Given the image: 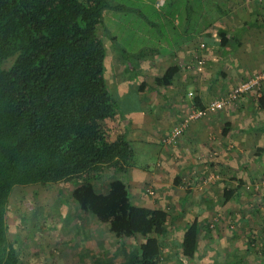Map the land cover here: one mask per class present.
Listing matches in <instances>:
<instances>
[{"label": "rangeland", "instance_id": "1", "mask_svg": "<svg viewBox=\"0 0 264 264\" xmlns=\"http://www.w3.org/2000/svg\"><path fill=\"white\" fill-rule=\"evenodd\" d=\"M86 1L87 3L94 2V0ZM112 1L123 8L109 7L103 11L98 34L103 37L107 49V83L111 93H115L120 114L124 115L127 113L126 111L130 109L136 111L135 109L138 108L137 88L133 89V85H128V83L142 79L153 84L152 88L146 90V95L149 98H152V95L158 97V101L163 107L160 108L158 103L157 105L165 113L167 112L169 115L174 112L175 107H178L177 93L171 92L172 87H169L165 80L158 79V77L162 78L168 68L167 63L158 61V66L152 73L153 67H149L145 63L142 68L141 62L149 58L152 59L156 55L154 53L156 51L161 53L168 51V47L173 45L172 42L179 39L178 32L183 30L185 19L189 21L187 26L190 30L194 29L195 21L198 19L202 26L213 19L212 31L218 37L220 28H226L233 33L244 22H262L264 15L262 8L264 0H164L165 4L163 3V6L158 9L156 4L161 0ZM257 8L259 9L258 13ZM174 36L177 38L175 39ZM202 37L201 34L200 38ZM200 38L193 44L194 50L190 51V58L188 57L190 63H185L183 68L188 69V72L193 73L192 76L196 77L195 88L201 86L203 90H208L211 97L207 104L229 94L236 86L251 77L264 73V27L252 26L247 29L236 52L229 49L223 57L219 51V48L222 47L219 43L207 42L206 46L201 49L199 45L203 39ZM141 53L142 55H140ZM202 54L205 58L203 63L192 62V59L197 60L196 56ZM171 61L169 64L172 65L179 62L176 59ZM260 62L262 63L259 64ZM219 65L223 68L237 69L238 74L229 73L231 77L219 76L217 81H214L216 68ZM240 66L247 69L245 78L233 79V76L239 77L241 74L238 69ZM142 69H148L146 70L147 76ZM155 76L156 78H154ZM219 80H224L225 88L219 89L221 86L218 84ZM262 86H264V81L260 87L257 86L247 91H256L254 101L258 100L259 95L257 94ZM123 87L124 93L127 92L129 95L125 98H122L124 95L120 93ZM188 87L182 91V99L187 98L185 93L189 91L187 96L193 100L197 96L196 91L199 90H191ZM246 93L241 96V99ZM241 99L217 112L225 110L226 113H236ZM189 105V109L172 129L195 109L191 103ZM141 111L149 113V110L143 108ZM159 112L155 111L151 114L155 118L152 120L155 125ZM214 113L191 121L176 143L166 144L164 141L166 136H162L161 142L169 150L166 155H171H169L171 167L174 168L171 170V167L168 169L164 167L166 164L162 156L157 159L159 145L152 143L154 131L147 125L148 121H151L148 117L145 119L146 125L136 132L141 140H134L135 155L129 162L130 168L141 167L144 169L147 166L156 176L159 175V179L164 177L169 184L161 181L163 186L157 187L152 184V181H146L143 188L134 187L132 189L134 203L152 206L163 204L170 213L181 208L186 213L174 221L170 220L169 226L167 222H164L167 233L162 236L165 249L160 264H179L175 241L180 239L181 234L172 232V225L181 231L185 227L184 225H187L196 216L203 223L209 222L212 231L207 234L208 236L206 233L202 234L201 252L202 255L206 254V257H202L200 260L194 258L189 264H204L205 260H215L212 259L214 255L220 258L221 251L227 245V239L231 250L238 247L240 252L244 250L248 237L255 235L259 241L255 244L256 250L253 253L261 251V239L264 240V173L250 180L248 174L251 173V170L244 169L247 167L226 169L222 166L219 168V163L215 161L219 154L214 150L212 153L208 154V152L198 158L206 160L201 161L204 164L203 170L196 167L190 169L189 172L187 169L184 170L179 177L182 180L181 187L176 186L173 182L179 161L184 159L183 152L179 151V148L182 145L186 149L190 143L188 135H186L187 129L194 121L210 119L209 117ZM122 116L117 111L116 114L102 121L101 128L108 140H112L111 136L122 132L123 123L129 126L131 119ZM212 132V135L218 136L216 131L212 130ZM262 134L264 133L258 135ZM172 148L177 150H171ZM229 150L231 155L235 154L233 146ZM246 158L250 163L252 153H248ZM206 162H213L212 167L206 165ZM256 164L261 166L262 162H256ZM41 169V166L29 157L17 156L0 159V220H3L7 226L10 243L9 254L4 264H92V252L94 255L107 253L121 258L124 246L128 248L143 241L144 238L141 235L135 238H119L109 229L108 224L97 222L92 218L87 220L86 228L80 222L67 219V212L74 210L78 205L72 196V190L78 182L57 181L52 174L48 173H44L46 177L43 178ZM148 169L145 168V170ZM201 170L204 172L196 179L195 176H198ZM109 171L113 173V170ZM171 171L172 173H170ZM117 175L119 176L120 173ZM240 175L245 177L243 183L239 181ZM121 177L127 176L121 174ZM168 187L170 190H167ZM188 188H192L194 196L182 204L179 196L183 197ZM198 194H205L209 198V202L197 200ZM164 195L166 196L164 197ZM237 195L239 198L236 200ZM138 196L140 198H137ZM249 229L252 231L251 235ZM85 231L89 233L88 239L85 236ZM89 248L92 250L88 253ZM228 250L230 249L228 248ZM221 262L222 260H216L210 264H221Z\"/></svg>", "mask_w": 264, "mask_h": 264}, {"label": "trees", "instance_id": "2", "mask_svg": "<svg viewBox=\"0 0 264 264\" xmlns=\"http://www.w3.org/2000/svg\"><path fill=\"white\" fill-rule=\"evenodd\" d=\"M109 7L123 8L112 0H0V159L29 157L41 166L43 178L48 173L57 181L78 182L72 190L78 205L67 212V219L86 228L92 218L108 224L119 238H144L124 246L121 258L92 252V264H160L162 236L167 233L164 222L178 216L133 202L121 174L127 173L135 155L134 144L126 133L108 140L101 128L102 121L119 109L107 83V49L98 34L103 11ZM199 22L193 30L186 26L179 36L203 34L213 19L203 26ZM252 26L261 28L264 23L244 22L233 33L221 28L220 46L236 51ZM203 37L206 44L213 36ZM178 70V65H171L158 79L170 84ZM147 87L142 81L138 91ZM258 100L264 111V96ZM193 104L204 108L198 96ZM202 228L212 230L209 222L195 217L175 241L179 264L196 257ZM253 241L248 239V252ZM9 250L7 226L0 220V264Z\"/></svg>", "mask_w": 264, "mask_h": 264}, {"label": "crops", "instance_id": "3", "mask_svg": "<svg viewBox=\"0 0 264 264\" xmlns=\"http://www.w3.org/2000/svg\"><path fill=\"white\" fill-rule=\"evenodd\" d=\"M163 3H164V0H161L160 3L156 4L157 9L161 6H163ZM262 8L264 11V6ZM256 11L258 13L259 9L257 8ZM262 18H263L262 22H259V21H254V22L264 23V15L262 16ZM185 22L186 23H185V26L183 27V30L180 31L181 33L184 31V28L187 26L189 21L188 20L186 21V19H185ZM203 34H207V35L209 34V35L213 36V37H210V39H209L210 41L208 43H212L213 41H215V43H217V44L219 43V40H218L219 36L217 37L216 33L214 31H212V25H209L208 28H206L205 31H203ZM200 36H201V34H198L194 38H190V36L188 34L183 35V36L180 35L179 39L177 41L174 40L172 42L173 45L168 47V51L163 52V53L156 51V52H154L156 55H154L152 57V59L149 58L148 60L141 62L142 68H144L143 65L146 63L147 65H149V67L150 66L153 67L151 70H152V73H154L153 70H155V68L158 66L157 65L158 61H161V62L163 61V62L167 63L168 67H169V65H172V64H169V62L171 60L176 59L177 61H179L176 64L175 63L173 64V65H178L179 70L173 76L170 84H168L169 87H172L171 92L177 93V99L179 100L177 103L178 107H175L173 113H169V115H168L167 112L165 113V111L163 109H160L163 106L159 103L158 97H156V96L153 97V95H152L151 96L152 98H149V96L146 95V90H148V88H152L151 86H153V84L150 83L146 79H142L140 81L139 80L131 81L130 84L128 83V85H133V89L137 88V91H136L137 92L136 93L137 99L136 100L138 102L137 103L138 108L135 109L136 111H133L130 109L129 111H126L127 113H125V115H124V114H120L119 109L117 110L120 116L124 115L126 118L129 117L131 120H130L129 126H127L126 123H123L122 124V130H121L122 132H119L116 136H111V139L114 140L118 135H123L126 133L128 138L133 142V144H134V140H137V139L141 140L139 138V135L136 134V132H139L140 131L139 129L142 126L146 125L145 119H146V117H148L151 121H148L147 125L149 126V128L151 130L154 131V134H153L154 138L152 139V143L159 145L158 156H157L158 158L157 159H159V157H161V156L163 157V161L166 164L164 167L166 169H168V167L172 166L171 158H170L171 155L170 154H169L170 156L166 155V153L169 150H167L166 147L164 146V144H162V142H161L162 136L163 137L167 136L170 133L169 131L172 129V127L175 125V123L180 121L181 117L189 109L190 103H191L192 107L197 108L193 104V100H191L187 96L189 91H187V93H185V97H187V98L182 99V97H183L181 94L182 91H184V88L186 89L189 85H190L188 87L189 89L199 90V91H196V93H197V96L200 97L201 102L204 105L207 104V102L209 101V99L211 97V95L208 93L207 89L203 90L201 88V86H199V88H195L196 85L194 83V80H196V77L192 76L194 74L191 72H188V69L183 68V65H185V63L189 62L188 57L190 58V56H189L190 51L193 49V44L195 43L196 40H198L200 38ZM204 38H206V37H202L200 39L204 40ZM228 50L229 49H223V47L219 48V51H220L222 57H223V55L227 54ZM233 52H236V51L234 50ZM113 56H114V53H113ZM222 57H219V58H222ZM195 61H196L195 59H192V62L195 63ZM262 62H260L259 64H261ZM171 63H172V61H171ZM238 69H239V71H241L240 72L241 74L239 75V77H237V75H235L232 78L233 79L245 78V74L247 72V69L243 68V66H240ZM142 70H143V73H145L147 76L146 70H148V69H142ZM229 73L238 74L237 69L232 70L229 67L223 68L220 65L217 66L216 77L214 78L215 79L214 81H217L216 79H218L219 76L231 77L229 75ZM154 78H156V76ZM220 78H222V77H220ZM142 81H146L148 83V87L144 91H138V86H139L140 82H142ZM223 81L224 80H221V81L219 80L218 84L221 85L219 87V89L225 88ZM200 84H201V82H200ZM189 89H187V90H189ZM124 90L125 89L123 87V88H121V91H120V93L122 95H124V96H122V98L123 97L125 98L128 95L127 92L124 93ZM255 92L256 91L253 90L251 92H247L244 95L243 99H241V101L239 103L240 106L238 107V110L236 113L235 112H234V114H233V112H231V113L227 112L226 113L225 110H222L220 112L214 113L212 116L209 117L210 119L197 120L191 124V126L186 131V135H188L187 138L190 141V143L186 149L182 145L179 148V151L183 152L184 159L181 160V162L179 161V164H178L179 166L177 168L176 177L173 180V182L176 186L179 185V187H181L182 180H180L179 177L184 170L187 169L189 172V170L192 169L193 167L202 169L204 164H202L201 161H203V160L206 161V160L204 158L203 159H198V158L202 157L201 155H206L208 152H209L208 154H210L214 150L217 151V153L219 154L218 158L215 160L217 163H219L218 164V165H220L219 168H221L222 166H224V168H226V169L247 167L244 169L245 170H251V173L248 174V177H249L248 179H250V180H253V178H255L256 176H259L262 173H264V134L258 135V134L264 133V131L261 130L262 128H264V111H263V108L261 107V104L259 103V100L254 101V99L256 97V96L254 97ZM257 95H259L257 97L258 99L260 96H264V86H262V88L260 89V92H258ZM157 103L160 104V108L157 105ZM124 104H126V103L124 102ZM149 105H151V106L147 107ZM142 108L149 110V113H147L146 111L142 113V111H141ZM155 111H160L159 112L160 114L157 113L158 118L156 117V120H157L156 125L154 123H152V120L155 118H153L151 116V114L154 113ZM124 116H122V117L125 118ZM167 116H168V118H166ZM169 116L171 117V120H170L171 122L169 121ZM126 120L128 121V119H126ZM201 121H204V122H201ZM224 128H227V130H228L227 133H224ZM212 130L216 131L218 133V136L216 134L212 135V133H213ZM151 134H152V132H151ZM183 141L180 143L182 144ZM224 146H225V148H224ZM232 146L234 147L235 154L231 155L229 148H231ZM173 149L174 148H172L171 150H173ZM165 150H166V152H163ZM174 150H177V149H174ZM248 151H250V152H248ZM248 153H252V161L250 162L251 164L249 162H247V160H246L247 159L246 156L248 155ZM231 156H232V158H231ZM260 161L262 162L261 166H259V164L255 165L256 162L259 163ZM212 164H213V162H211V163L206 162V165L210 166V168L212 167ZM130 167L131 166L129 164L128 171H127V173H125V175L127 177H123V178L129 183L132 195H133L132 189L134 187L143 188V184L146 181H150V182L152 181V184L154 186H157V187L163 186V183H161V181H163V182L167 181L164 177L162 179H159V175L157 174V176H156L152 171H150V169H148L149 167H147V166L145 168L148 170H145V168L143 169L141 167H137L136 169H131ZM171 169H174V168L171 167L170 170ZM202 170L199 171L198 176H195L196 179L199 177V175L202 172H204ZM170 173H172V171ZM231 177H233V176H231ZM177 180H178V182H176ZM244 180H245V177L240 175L239 181L243 183ZM166 183H167V185L169 184L168 182H166ZM226 183H227V181H226ZM167 190H170V188L168 187ZM191 190H192V188H191ZM165 196L166 195H164V197ZM193 196H194L193 191L188 193V190H187L186 194L183 197L179 196V198H180V201L183 202L182 204H185L186 201H189L190 200L189 198H193ZM137 198H140V197L138 196ZM197 198H198L197 200H199V201L209 202V198H207V196L205 194H198ZM238 198L239 197L237 195L235 197V199L237 200ZM132 199H134V198H132ZM143 199H145V198H143ZM137 204L140 206L144 205L142 203L139 204L138 202H137ZM144 206L166 209L163 206V204H161L159 206H157V205L156 206L144 205ZM201 209H202V206H201ZM182 212H183V214H181ZM169 213H170V211H169ZM170 214H171V216H178L176 218V219H178L180 217H183L184 214H186V213H185V210L181 208V209L176 210L175 212L172 211ZM196 217H198V216H196ZM176 219H170V220L174 221ZM167 223L169 226V222H167ZM184 226L185 227L181 231H178V229L172 225V227H173L172 232L182 234L184 232V229L187 227V225H184ZM211 231L212 230L208 231V230H206V228H202L199 251L195 257L196 259L200 260V258L206 257V254L202 255V252H201V239H202L203 233H206V235H207ZM249 233H250V235L252 233V231H250V229H249ZM231 236H232V234H231ZM253 236H254V238H253ZM250 238H253L254 241L252 244L253 248L248 252V250H247L248 249V239H250ZM248 239L246 240V245L243 248L244 250L240 251V252H239L238 247H236L234 250H231L232 248H231V246H229V244H228L229 242L227 239V241H226L227 245L224 248V250L221 251L220 258H217V255H214L212 259H215V260H205L203 263L204 264H210V262H212V261L216 262V260H222L221 264H236V263L237 264H264V240L261 239V241H262L261 251L259 253L255 252V254H254L253 252L256 250L255 244L259 241V239L255 235L249 236ZM228 248L230 250H228Z\"/></svg>", "mask_w": 264, "mask_h": 264}, {"label": "built area", "instance_id": "4", "mask_svg": "<svg viewBox=\"0 0 264 264\" xmlns=\"http://www.w3.org/2000/svg\"><path fill=\"white\" fill-rule=\"evenodd\" d=\"M205 46L206 44L204 42H201V44L199 45L201 49L204 48ZM202 55L196 56L197 57L196 61L200 64L203 63V61H205L204 55L203 56ZM263 81H264V73L258 74L236 86L229 94L216 98L212 100L210 103L204 105V108H195L190 114L185 116L182 119L181 123L175 126L171 130V132L164 138L165 143L166 144L176 143L179 136L184 132L185 127H187L191 121L203 115L217 112L225 108L227 105H231L232 103L239 101L244 93H246L247 91L253 88H256L257 86L260 87Z\"/></svg>", "mask_w": 264, "mask_h": 264}, {"label": "bare ground", "instance_id": "5", "mask_svg": "<svg viewBox=\"0 0 264 264\" xmlns=\"http://www.w3.org/2000/svg\"><path fill=\"white\" fill-rule=\"evenodd\" d=\"M194 110V109H193ZM192 112V111H191Z\"/></svg>", "mask_w": 264, "mask_h": 264}]
</instances>
